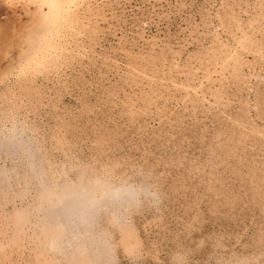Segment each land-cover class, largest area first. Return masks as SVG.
<instances>
[{
  "label": "rangeland",
  "instance_id": "374dc122",
  "mask_svg": "<svg viewBox=\"0 0 264 264\" xmlns=\"http://www.w3.org/2000/svg\"><path fill=\"white\" fill-rule=\"evenodd\" d=\"M0 264H264V0H0Z\"/></svg>",
  "mask_w": 264,
  "mask_h": 264
},
{
  "label": "clouds",
  "instance_id": "9594fccd",
  "mask_svg": "<svg viewBox=\"0 0 264 264\" xmlns=\"http://www.w3.org/2000/svg\"><path fill=\"white\" fill-rule=\"evenodd\" d=\"M104 195L112 200L126 199L140 202L141 200L155 199L157 193L154 192L150 187L142 185H121L108 188Z\"/></svg>",
  "mask_w": 264,
  "mask_h": 264
}]
</instances>
